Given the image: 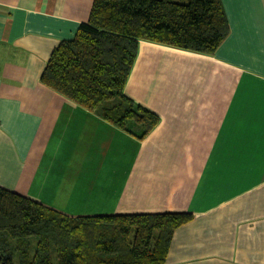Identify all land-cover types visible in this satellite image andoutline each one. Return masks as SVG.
Here are the masks:
<instances>
[{"label": "crops", "instance_id": "1", "mask_svg": "<svg viewBox=\"0 0 264 264\" xmlns=\"http://www.w3.org/2000/svg\"><path fill=\"white\" fill-rule=\"evenodd\" d=\"M94 0H0V186L70 216L190 212L166 264H264V0H223L212 54L140 41L144 139L42 82Z\"/></svg>", "mask_w": 264, "mask_h": 264}, {"label": "trees", "instance_id": "2", "mask_svg": "<svg viewBox=\"0 0 264 264\" xmlns=\"http://www.w3.org/2000/svg\"><path fill=\"white\" fill-rule=\"evenodd\" d=\"M52 53L42 82L139 139L161 117L125 93L140 41L203 54L230 36L223 0H94ZM193 213L70 216L0 186V264H166Z\"/></svg>", "mask_w": 264, "mask_h": 264}]
</instances>
